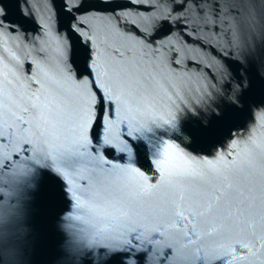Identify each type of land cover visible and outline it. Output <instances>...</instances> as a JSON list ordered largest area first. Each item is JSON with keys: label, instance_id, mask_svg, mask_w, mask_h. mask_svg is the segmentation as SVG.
<instances>
[{"label": "water", "instance_id": "obj_1", "mask_svg": "<svg viewBox=\"0 0 264 264\" xmlns=\"http://www.w3.org/2000/svg\"><path fill=\"white\" fill-rule=\"evenodd\" d=\"M0 264H264V0H0Z\"/></svg>", "mask_w": 264, "mask_h": 264}]
</instances>
